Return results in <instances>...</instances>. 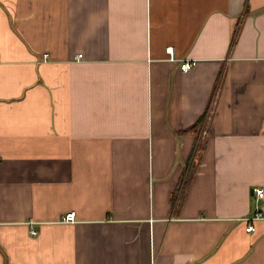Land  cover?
<instances>
[{"label":"crops","instance_id":"1","mask_svg":"<svg viewBox=\"0 0 264 264\" xmlns=\"http://www.w3.org/2000/svg\"><path fill=\"white\" fill-rule=\"evenodd\" d=\"M0 53V264H264V0H0Z\"/></svg>","mask_w":264,"mask_h":264},{"label":"built area","instance_id":"2","mask_svg":"<svg viewBox=\"0 0 264 264\" xmlns=\"http://www.w3.org/2000/svg\"><path fill=\"white\" fill-rule=\"evenodd\" d=\"M169 51H172V47H168ZM1 55V53H0ZM197 63V60L195 59H185L181 62L180 67L183 71H188L190 68H192L195 64ZM254 192L256 193V195L258 197L263 198L264 197V187L263 186H255L254 187ZM263 217V212L259 209H257V211L255 212V214L253 216L250 217V219H257V218H261ZM65 220H74L75 219V212L71 211L69 213H67L64 217ZM247 230H251L254 229V225L253 224H249L246 227ZM33 233L35 234L37 231L36 230H32Z\"/></svg>","mask_w":264,"mask_h":264},{"label":"trees","instance_id":"3","mask_svg":"<svg viewBox=\"0 0 264 264\" xmlns=\"http://www.w3.org/2000/svg\"><path fill=\"white\" fill-rule=\"evenodd\" d=\"M194 157H192L190 159V162L187 165L186 178H185V188L188 186V184H189L190 180L192 179L194 172H195ZM180 196H181L180 198H182L183 195L180 194ZM174 197H177V191H176V193H174Z\"/></svg>","mask_w":264,"mask_h":264},{"label":"rangeland","instance_id":"4","mask_svg":"<svg viewBox=\"0 0 264 264\" xmlns=\"http://www.w3.org/2000/svg\"><path fill=\"white\" fill-rule=\"evenodd\" d=\"M182 188H183V189L178 188L177 194L184 195V193H185V190H184V189H186V188H185V181H184V183H183Z\"/></svg>","mask_w":264,"mask_h":264}]
</instances>
